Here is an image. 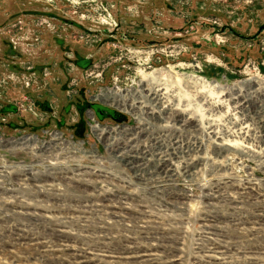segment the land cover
Masks as SVG:
<instances>
[{"label": "rangeland", "instance_id": "rangeland-1", "mask_svg": "<svg viewBox=\"0 0 264 264\" xmlns=\"http://www.w3.org/2000/svg\"><path fill=\"white\" fill-rule=\"evenodd\" d=\"M261 95L264 0H0V264H264Z\"/></svg>", "mask_w": 264, "mask_h": 264}, {"label": "built area", "instance_id": "built-area-1", "mask_svg": "<svg viewBox=\"0 0 264 264\" xmlns=\"http://www.w3.org/2000/svg\"><path fill=\"white\" fill-rule=\"evenodd\" d=\"M60 134L59 133H54L53 134V139L51 140V142H49V144L48 145H46L45 144V142H40L39 140H37L35 143L36 144H34V146H36L35 148H32V149H34V150H40V151H48V152H50V150H53L54 149V147L52 148V146H55L56 144H64V145H66L67 146V143H71V140H67V141H63L62 142V140H64L63 138H62V136H59ZM37 139V138H36ZM52 144V145H51ZM17 146H20V145H17ZM52 148V149H51ZM65 148V147H64ZM60 148H59V151H58V156H55V157H59L60 156ZM49 163H51V162H49ZM52 164V163H51ZM96 175H102V174H96Z\"/></svg>", "mask_w": 264, "mask_h": 264}, {"label": "bare ground", "instance_id": "bare-ground-1", "mask_svg": "<svg viewBox=\"0 0 264 264\" xmlns=\"http://www.w3.org/2000/svg\"><path fill=\"white\" fill-rule=\"evenodd\" d=\"M261 94V93H260ZM261 96H264V95H261ZM247 98V97H246ZM263 111V110H262ZM261 113V112H260ZM184 124H185V121H184ZM263 124H264V122H263ZM263 138L262 139H264V133H263V136H262ZM27 143L28 144H30V145H27ZM119 143V142H118ZM21 144L23 145V146H34L33 144H36V143H34V141H31V140H27V139H24L23 141H21ZM32 144V145H31ZM36 147V146H35ZM123 151V150H122ZM121 157V156H120ZM129 157H133V156H129ZM136 157H133V158H129L130 160L131 159H135ZM122 159H127V161H129V159L128 158H124V156H123V158ZM170 163V162H169ZM129 165H131L130 163H129ZM168 167V166H167ZM184 167V166H183ZM165 168V167H164ZM137 170V169H136ZM165 170V169H164ZM112 216H114V215H117L116 214V212H112ZM125 249V248H124ZM148 251V250H147ZM122 254V253H121ZM86 256V255H85ZM150 260V259H149ZM155 264V263H154Z\"/></svg>", "mask_w": 264, "mask_h": 264}]
</instances>
